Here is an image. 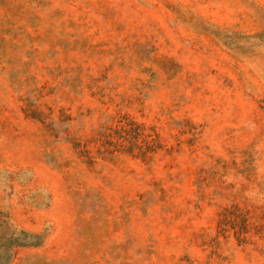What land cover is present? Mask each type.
I'll return each mask as SVG.
<instances>
[{
	"label": "rangeland",
	"instance_id": "rangeland-1",
	"mask_svg": "<svg viewBox=\"0 0 264 264\" xmlns=\"http://www.w3.org/2000/svg\"><path fill=\"white\" fill-rule=\"evenodd\" d=\"M0 264H264V0H0Z\"/></svg>",
	"mask_w": 264,
	"mask_h": 264
}]
</instances>
